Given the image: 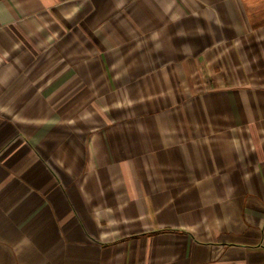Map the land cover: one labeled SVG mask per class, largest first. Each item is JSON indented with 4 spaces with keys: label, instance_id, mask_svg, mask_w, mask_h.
Here are the masks:
<instances>
[{
    "label": "crops",
    "instance_id": "1",
    "mask_svg": "<svg viewBox=\"0 0 264 264\" xmlns=\"http://www.w3.org/2000/svg\"><path fill=\"white\" fill-rule=\"evenodd\" d=\"M0 264H264V0H0Z\"/></svg>",
    "mask_w": 264,
    "mask_h": 264
},
{
    "label": "rangeland",
    "instance_id": "2",
    "mask_svg": "<svg viewBox=\"0 0 264 264\" xmlns=\"http://www.w3.org/2000/svg\"><path fill=\"white\" fill-rule=\"evenodd\" d=\"M205 78H207V77H205L203 73L201 75H199V79H202L203 80ZM203 85L207 89L212 88V84L211 83H209V84L204 83Z\"/></svg>",
    "mask_w": 264,
    "mask_h": 264
}]
</instances>
